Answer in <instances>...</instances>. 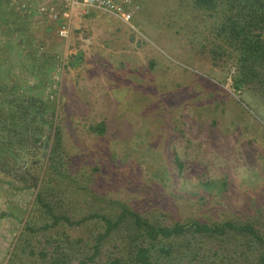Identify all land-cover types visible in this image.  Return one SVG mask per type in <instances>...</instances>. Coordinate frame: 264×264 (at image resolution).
Listing matches in <instances>:
<instances>
[{
	"label": "rangeland",
	"instance_id": "374dc122",
	"mask_svg": "<svg viewBox=\"0 0 264 264\" xmlns=\"http://www.w3.org/2000/svg\"><path fill=\"white\" fill-rule=\"evenodd\" d=\"M2 4L0 100L14 110L7 115L19 124L31 94L56 108L37 120V144L22 127L0 139H13L0 144L11 155L0 161V264H78L92 254L103 222L53 227L49 209L74 222L116 219L123 208L160 225L261 220L264 93L236 85V60L194 0H149L134 21L138 32L92 13L77 18L69 41L34 11ZM129 228L112 235L94 264L120 257ZM231 241L205 240L199 264L256 260L260 251L245 238Z\"/></svg>",
	"mask_w": 264,
	"mask_h": 264
},
{
	"label": "trees",
	"instance_id": "16d2710c",
	"mask_svg": "<svg viewBox=\"0 0 264 264\" xmlns=\"http://www.w3.org/2000/svg\"><path fill=\"white\" fill-rule=\"evenodd\" d=\"M194 6L216 20L214 32L225 45L224 54L229 56L227 52H230V56H234L236 60V85L239 88L254 85L264 93V0H194ZM52 104L38 95H29L27 105H23L21 109L22 121L18 124L12 115H7V113H14V110L10 108L13 102L1 99L0 113L1 115L6 113V115L0 120V139L4 133L12 134L17 131L16 127H22L25 133L24 138H27L31 145L37 144L39 141L35 138L39 130L36 125L37 120H41L43 115H48L49 111L54 112L56 107ZM96 129L101 134L105 132L104 124ZM15 135L17 137L19 133L16 132ZM59 135L60 132L56 129L57 145L60 144ZM11 140L13 139L7 137L0 141V144L9 146ZM6 150L0 151V161L3 160V155L10 159L11 155L8 156ZM16 158L20 161L19 156ZM175 164L179 172H182L184 166L178 156L175 157ZM203 185L205 191H209L208 189L212 186L210 183ZM38 202L41 203L40 199ZM42 205L48 208L47 205ZM49 212L53 227L61 223L78 225L90 219H99L103 222L105 231L96 238L92 254L81 259L78 264H94L102 255L106 242L124 224H129L132 228L131 231L129 228L130 232L126 236L127 245L120 257L108 260L107 264H180L183 260L187 264H199L203 251L202 244L205 240L212 242L213 246L223 247L231 244L232 238L238 236L245 238V247L260 251L251 264H264V215H260L261 220H249L244 223L227 220L215 224L189 221L160 225L129 208H123L116 219L95 214L77 222L66 216H57L50 209ZM216 252L214 256L219 255ZM239 255L243 257L241 253ZM229 259L241 263L236 257Z\"/></svg>",
	"mask_w": 264,
	"mask_h": 264
},
{
	"label": "built area",
	"instance_id": "2783aa9c",
	"mask_svg": "<svg viewBox=\"0 0 264 264\" xmlns=\"http://www.w3.org/2000/svg\"><path fill=\"white\" fill-rule=\"evenodd\" d=\"M149 0H44L36 5L35 12L46 17L56 27L57 36L69 41L77 18L92 13L107 15L138 32L134 21L143 5Z\"/></svg>",
	"mask_w": 264,
	"mask_h": 264
},
{
	"label": "crops",
	"instance_id": "0c3cea01",
	"mask_svg": "<svg viewBox=\"0 0 264 264\" xmlns=\"http://www.w3.org/2000/svg\"><path fill=\"white\" fill-rule=\"evenodd\" d=\"M7 1H8V3H5V1H4L3 4H2L1 1H0V5H1V4H2V5H6V6L9 7L10 9H14V10L17 8L19 11H21V12L23 11V13H26V14H28V13L30 14L32 11L35 12V6H36V5H30V2H29V3H20V1L17 0L19 3H16L15 0H12V1H11V0H7ZM10 1H11V2H10ZM23 1H24V0H23ZM32 1L37 2V0H32ZM43 1H44V0H43ZM40 2H42V0H41ZM35 4H36V3H35ZM15 5H20V6L22 5V6H24L25 9H24V10L20 9V6H16V8H15ZM35 13H36V12H35ZM30 15H31V14H30ZM31 16H32V15H31ZM22 17L24 18L25 15L23 14ZM38 18H39V19H45V20H46L45 22H48L50 25H52V24L50 23V21H49L46 17H43V16L38 15ZM33 24H34V25L36 24V25H35V28H39V25H40V24H37V22H35V21L33 22ZM47 32H48V31H46V33H45L44 35L41 36L42 39H44V40H45V39H48V37L46 38V34H47ZM48 33H49V32H48ZM49 38H50V37H49Z\"/></svg>",
	"mask_w": 264,
	"mask_h": 264
}]
</instances>
